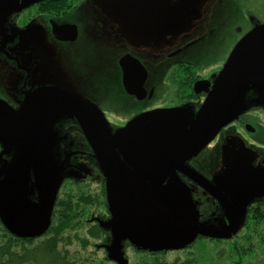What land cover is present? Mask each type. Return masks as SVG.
I'll return each instance as SVG.
<instances>
[{
  "label": "flooded vegetation",
  "instance_id": "af4514ba",
  "mask_svg": "<svg viewBox=\"0 0 264 264\" xmlns=\"http://www.w3.org/2000/svg\"><path fill=\"white\" fill-rule=\"evenodd\" d=\"M110 1L112 6L124 1V20L110 23L108 10L93 15V11L99 14L104 8L102 0L96 3L100 11L95 4L90 7L88 0H0V98L14 105V112L28 101L35 118L38 108H49L50 113L46 110L39 114L35 123L42 122L43 129L50 132L49 138L41 137L42 142L49 139L52 145L53 136L58 137V154L66 150L68 142H85L80 129L94 128L100 133L103 126L113 137L126 129L129 121L148 113L183 107L190 128L208 103L233 50L253 33L243 42L245 51L234 54L232 66L241 70L240 80L246 79L249 85L236 92H246L247 97L260 91L252 87L264 77V68L257 65L264 59V0H144L139 8L135 1ZM173 6L176 11H172ZM84 10L92 13L88 19L82 15ZM85 20L89 24L83 28L80 24ZM185 23L188 26L183 28ZM127 30L134 42H125ZM85 35L88 48L77 62L69 61L65 54L77 45L79 52ZM219 45L226 50L213 54L212 47ZM203 47L208 48L206 54L212 53L209 57L201 54ZM56 51L59 55L53 56ZM94 51L97 59L112 65L109 87L103 91L96 86L98 74L94 71L99 66L90 56ZM206 58L221 63L217 67L209 65L206 72L198 71L197 65ZM158 71L164 77L161 86ZM13 86L19 92L11 96L8 91ZM159 91L164 96L157 106L154 98ZM120 98L131 99L140 107L129 109ZM258 101L254 96L228 112L227 123L241 138L260 136L264 110ZM54 102H61L63 107ZM149 124L153 126V122ZM89 132L92 138L95 132ZM182 165L174 173L182 174ZM90 179L102 182L105 190L104 176ZM185 187L192 192L191 186Z\"/></svg>",
  "mask_w": 264,
  "mask_h": 264
},
{
  "label": "rangeland",
  "instance_id": "374dc122",
  "mask_svg": "<svg viewBox=\"0 0 264 264\" xmlns=\"http://www.w3.org/2000/svg\"><path fill=\"white\" fill-rule=\"evenodd\" d=\"M125 1H127V3L131 1L133 3L135 1L136 7L139 8L144 0ZM123 2L124 1L117 2L116 6H112L113 3H111L110 0H102L101 5L104 8L100 11L99 4L96 5L98 0H88L90 7L95 4L96 6L94 8L100 11L99 14L93 11V15H101L105 10L110 12V23L124 20L125 13L123 9L125 7ZM119 7H122V9L118 10ZM172 11H176L174 6ZM81 12L82 11H80L79 15ZM91 14V12H86L85 10L82 13L87 19ZM86 22L87 20L80 25L84 28L89 24ZM187 26L188 25L185 23L183 28ZM132 35L133 34L127 30L128 40L125 42H134ZM88 46L89 43L86 41L85 35L84 39L80 41L79 52L75 49L78 47L77 45L70 49L69 53L65 54V57H70L69 61L71 62H77ZM224 50H226V47L221 45L212 47L213 54L223 52ZM207 51L208 48L206 47L200 50L202 55H205ZM50 52H52V50ZM212 53L206 54V57H209ZM56 55H59L57 51L53 53V56ZM90 56L93 57L91 60L94 59L95 61L94 65L99 66L94 71L98 74V83H96V86L103 91L109 87V79L112 77V71L109 69V66L112 67V65L97 59L95 51L90 53ZM220 63L221 61L208 62L206 58L203 64L197 65V70L206 72L209 70V65L217 67ZM257 65L264 68V59L261 64ZM158 75L159 77L162 76L160 71H158ZM161 80L164 81V77L159 78V86L162 84ZM255 82L252 88L260 89V91L254 92L247 97L246 92H231V94L229 96L226 95L223 100V109L226 108V110L233 111L246 100L256 96L259 97V107L264 110V95H261V90H264V77L257 79ZM2 83L3 82L0 80V85H2ZM244 87H249V85L244 84ZM8 92H10L11 96H14L18 94L19 90L15 89L13 86ZM163 96L164 94L159 91L154 98L155 105L158 106L162 104ZM0 97L2 96L0 95ZM119 101L126 103L125 106L129 109L132 108V110L140 107L131 99L129 101L128 98H126V100L120 98ZM46 110L49 112V108L40 107L37 112L43 115ZM182 111H184L183 107L168 110L170 117L175 122L174 127L158 129L156 132H151V134H153L152 136H149L148 133L145 134L153 143L151 148L150 145L145 143L147 140L144 139L141 134H137L139 139L136 140V145L137 147L139 146V152L134 148V153L130 154V156L136 161L139 159L140 162L138 161V163L140 169L137 171L142 175L132 172V169L127 165V169H125L121 176L122 159L118 154L115 155L118 162L114 160V193L121 222L127 230L138 234L142 239L152 243L178 242L180 239L184 238L190 230L189 224L184 221L180 215H178L179 218L178 216H173L169 212L158 208L154 200H150L151 186L148 182L150 175H157L165 166V162L173 156V154L168 153L172 150V152H174L177 147L182 145L185 139L189 128L187 126L188 124H186L185 116H187V114ZM13 112L14 105L7 103L6 99L0 98V124L12 116ZM187 112L189 114L192 113V111L189 112L188 110ZM127 113L128 112H124V115ZM227 121L224 122L225 125L223 124L220 127L215 128L209 126L205 129L197 143L190 150L188 162L182 165L180 170L182 174L179 172L174 173L171 180L172 183L164 190L163 195L172 203L185 206L192 210L198 217L199 227L202 230L216 233L234 230L235 233H242L243 229L241 230V228L243 222L241 213L246 203L249 200L264 198V119L261 118L260 120V136L258 135L251 138H241L239 135H236L234 127H230ZM127 124H130V121ZM80 130L85 137V142H68L67 139L66 142L68 143H66V150H63L60 154H58L55 149L58 146L61 147V144L58 142V137L53 136L54 143L50 151L57 157L55 161L49 164L46 170L44 169L43 171V187H38L36 185L34 180V168L32 167L31 169L30 162L21 163L17 177L12 183L4 182V169L0 163V213L8 222L13 224L17 230L35 228L42 208L51 204L55 193L54 188L65 176L84 180L82 183L84 185H73L68 178V181H64V184H62L59 189L60 198L72 190L79 189H83L82 191H87L99 198H95L97 202L95 201L94 204L87 208L89 218H91H88L89 220L82 219L81 228L76 231L67 232L66 235L70 234L73 240H75V235L80 237L86 236L88 229L94 224L91 222L93 219L92 216L99 217L98 219L104 222L110 220L107 208L105 207L104 196L102 195L103 187L101 182L96 179L95 182L92 179H90L91 181L89 180L92 176L99 175L103 177L104 175L100 144L99 141H97V143L90 141L86 131ZM207 134L208 136H206ZM42 135L43 133L41 132L40 137ZM5 140L6 146L11 147V150L15 152H11V154L4 153V161L10 163L11 159H18L22 155L28 158L30 154L32 155L33 166V159L34 156H36L34 147H28L27 155L26 149L25 151H21V143L15 141V143H12L9 137H6ZM35 140L36 138H31L30 142L33 144ZM17 144H19V146H17ZM39 146L40 155L46 158L50 152L48 147L45 144H39ZM148 149H150L151 153H157V162H155L154 166L145 165L143 161L140 160L141 153ZM2 152H5L4 148ZM116 167L119 178L115 176L117 173ZM175 181H177L179 186H175ZM124 182L133 186L136 190L126 191L120 186V184ZM186 185L193 188L192 192H190V190L188 194L184 192L183 189ZM198 189H202V191L200 190L201 192H199ZM143 218H147L149 222H144ZM102 231L101 240L97 239L92 241V246H88L87 249H81L80 242L72 241L69 251L77 252L80 258L86 259L91 263L94 262L95 264H122L124 260L127 264H135L140 259V254H136L132 246L123 239L120 234L114 232L111 227L102 229ZM41 236L42 234L38 235L28 244L16 241L12 242L10 243L11 249L17 252L18 255H21L23 250L36 248V246L45 239V237ZM9 240L10 238L7 232L0 225V248L9 243ZM253 242V249L255 253H257V256L252 259L250 258V261L244 260L242 264H264V244L262 248L256 241ZM191 247L192 246L177 251L170 250L163 256L164 258L162 257V260L165 264H172L173 262L176 264H183V262L187 260L188 254L195 250V248ZM209 247H211L210 244ZM110 249L112 252L109 251ZM35 252L39 253L40 249H35ZM111 254H113V257ZM109 256H111V259H108ZM189 258L194 259V257ZM3 262H6L5 258ZM40 263L48 264L47 260H41L40 256H37L35 262L33 261L28 264ZM206 264L210 263L206 262Z\"/></svg>",
  "mask_w": 264,
  "mask_h": 264
},
{
  "label": "water",
  "instance_id": "95a60500",
  "mask_svg": "<svg viewBox=\"0 0 264 264\" xmlns=\"http://www.w3.org/2000/svg\"><path fill=\"white\" fill-rule=\"evenodd\" d=\"M252 35H254V33L251 34L245 40L251 38ZM73 38L74 36L71 39ZM244 41H242L238 46H236L228 62L224 66L221 73L218 75L214 83V86L212 88V92H210L208 103H206L203 106L204 107L203 111L199 112L200 114H198V117H196V119L192 122L182 145L177 147V149H175L174 152H172L173 151L172 150L171 152L168 153V154H173V156L165 162V166L157 175L156 174L150 175V178L148 180L149 185L151 186L150 200L151 201L154 200L155 205L158 208L169 212L173 216L180 215L184 219V221H186L189 224L190 230L188 231V234L185 235L184 238L180 239V241L174 243H152L142 239L140 236H138V234H135L127 230L121 222L117 201L114 193V178H113L114 160L115 162H118L115 155L118 154V156L122 159L121 176L125 171V169H127V165L129 166L130 169H132V172L141 174L140 172L137 171L140 169V165L138 163L139 159H137L138 161H136L134 158L130 156V154L134 153L133 151L134 148L137 150V152H139L138 151L139 146L137 147L136 145L137 144L136 140L139 139L137 137V134H141L143 138L147 140L145 141V143L150 145L151 148V146H153V143L145 134L148 133L149 136H152L153 134H151V132H156L158 129L174 127L175 122L170 117L169 115L170 113H168V111H165V112H154V113L144 114L134 119L127 126L126 129L122 130L121 133H117L113 137L109 133V130L103 126L100 129V133H97V131L94 128L83 129V131H86V134H88L87 137L90 141H93L94 143H97V141H99L100 150L103 158L102 164H103V174H104L103 176L105 180V199L110 214V220L106 222L101 221L99 223L101 227L105 229L111 227L114 232L120 234V236L123 239H125L130 245L142 250H147L149 252L184 249L187 246L191 245L199 235L210 238H229L232 235L236 234L234 230L223 233H216V232H207L205 230L200 229L198 217L192 210H190L185 206H179L172 203L170 200H167L164 197L163 193L164 190H166L169 187V185L172 183L171 180L174 175V172L185 162V160H188V152L197 143L199 137L203 134L205 129L208 128L209 126L215 128L220 127L224 124L225 121H227L228 112L230 110H226V108L223 109L222 106L223 100L226 97V95L229 96L231 92H236L240 89L241 86L247 84L246 79L240 80L238 76V74L241 73V70L239 71V68L237 66L236 67L232 66L234 54L237 55V53L240 50L245 51L246 46L245 44H243ZM121 65L123 67V64ZM135 66L141 68L138 62H136ZM233 67H235V70H232ZM241 68L242 66L240 65V69ZM232 73H237V75H232ZM52 90L62 91L60 89H52ZM49 92H54V91H49ZM62 92H67V91H62ZM133 93L134 92L130 94ZM34 96L35 95H32L28 98H33ZM138 98L140 97L138 96ZM54 103L58 106L63 107L61 102L60 103L54 102ZM90 105L93 106L92 104ZM37 119H39V114L36 113V118H35L32 112L30 111V105L28 101H25L17 111L13 112L12 116H10L6 121L0 124V147L3 146L1 147V151H0V163L2 164V168L4 169V176H5L4 182L12 183L13 180L17 177L21 163L30 162L31 169L32 167L34 168L33 169L35 172L34 180L36 185L38 187L44 186L43 171L44 169L46 170L49 164H52L53 161H55L57 156L53 155L52 152L50 151L52 149L53 143L51 145L49 139L46 142H42L41 137L46 136L49 138L50 132L46 129H43L42 127L43 123L41 121H40L41 122L40 125L39 123H35L36 121H39ZM150 121L153 122V126H150L149 124ZM89 131L95 132L94 133L95 135L92 138L89 134L90 133ZM41 132L43 133V135L40 137ZM206 136H208V134ZM6 137H9V139L12 140L11 141L12 143L15 142L21 143L20 149L21 151H25L26 149L27 155L29 149L28 147L30 146L32 148L34 147L36 156H34L33 159V166H32V155L30 154L28 155V158L22 155L18 159L15 158L13 160L11 159L10 163L3 160L4 153L11 154V152H15L11 150V147L6 146V142H4L6 141L5 140ZM31 138H36V141H34L33 144L30 142ZM39 144L40 145L45 144L48 147L50 152L48 156H46V158H44L43 155L42 156L40 155ZM17 146H19V144H17ZM3 148L5 152H2ZM156 156L157 153H151L150 149H148L145 152L141 153L140 160L143 161L145 165L154 166L155 162H157ZM115 176L119 178L118 170ZM61 182L62 180L58 184H56L54 188L55 193L51 201V204L42 208L41 214L38 218V221L34 229L17 230L14 227V225L8 222L1 213H0V222L5 226V228L8 231H10L13 235L18 237H34L42 234L49 225L54 200ZM176 185L179 186L177 181H175V186ZM120 186H122L126 191L136 190L133 186L126 184L125 182L121 183ZM183 190L186 194H188V189L186 187H184ZM252 201L253 200H249L246 203L241 213L242 222L245 217L246 207ZM143 221L149 222L147 218H143ZM109 251L112 252L111 249ZM111 256L113 257V254H111ZM111 256H109L108 259H111ZM122 264H127V262L124 260Z\"/></svg>",
  "mask_w": 264,
  "mask_h": 264
},
{
  "label": "trees",
  "instance_id": "16d2710c",
  "mask_svg": "<svg viewBox=\"0 0 264 264\" xmlns=\"http://www.w3.org/2000/svg\"><path fill=\"white\" fill-rule=\"evenodd\" d=\"M65 180L62 181V184ZM70 182L73 185H84L82 184L84 181L79 179H70ZM101 185L103 187L102 195L104 196L102 182ZM82 190H72L61 198L59 196L60 190L58 191L49 225L41 236L45 239L36 248L23 250L21 255L11 249L10 243L16 241L28 244L37 236H15L0 222L10 238L9 243L0 248V264H28L35 262L37 256H40L41 260H47L48 264H95L80 258L77 252H70L69 247L72 241L80 242L81 249L92 246V241L102 237V229H105L99 224L102 220L98 219L99 217L92 216L91 222L94 224L88 229L87 235L84 237L75 235V240H73L70 234L66 235L67 232L81 228L82 219L89 218L87 208L94 204L96 199H99L93 194ZM104 203L107 208L105 197ZM242 229V233L237 232L229 238H210L199 235L195 242L188 246H192L191 248H195V250L188 254L187 260L183 264H206V262L210 264H242L244 260L250 261V258H255L257 253L253 249V241H256L262 248L264 244V199H255L247 205ZM209 244L211 247H209ZM35 249H40L41 253L35 252ZM132 249L136 254H140V259L135 264H165L162 260V257L167 253L165 251L149 252L134 246H132ZM189 257H194V259ZM4 258L6 259L5 263L3 262ZM172 264L176 263L173 262Z\"/></svg>",
  "mask_w": 264,
  "mask_h": 264
}]
</instances>
